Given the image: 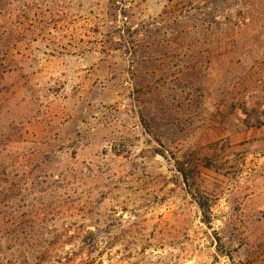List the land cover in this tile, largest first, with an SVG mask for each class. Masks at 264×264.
<instances>
[{"label":"rangeland","instance_id":"obj_1","mask_svg":"<svg viewBox=\"0 0 264 264\" xmlns=\"http://www.w3.org/2000/svg\"><path fill=\"white\" fill-rule=\"evenodd\" d=\"M0 264H264V0H0Z\"/></svg>","mask_w":264,"mask_h":264}]
</instances>
